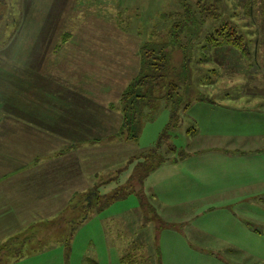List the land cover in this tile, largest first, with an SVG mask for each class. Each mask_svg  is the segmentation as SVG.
I'll return each instance as SVG.
<instances>
[{"label":"rangeland","instance_id":"1","mask_svg":"<svg viewBox=\"0 0 264 264\" xmlns=\"http://www.w3.org/2000/svg\"><path fill=\"white\" fill-rule=\"evenodd\" d=\"M184 2L191 4L195 16V0H0V264H134L132 258L141 254L146 260L140 264H264V200L251 201L245 219L242 202L229 206L218 193L205 198L209 187L216 188L228 176L239 177L240 171L226 177L218 172L223 155H194L193 165L203 159L201 166L195 165L199 175L180 163L179 171H167V176L164 167L176 165L166 161L144 185H129L134 174H144L145 150L157 145L171 120L172 104L161 99L144 110L137 142L110 141L106 146L120 128V98L139 74L140 50L147 43H170L174 79L183 96L177 106L192 103L177 110L181 123L169 133L179 151L218 146L245 135V118L257 117L238 109L253 99L248 100L246 77L264 78L262 0H256L254 16L244 0H223L221 18L201 26L180 23ZM225 21L241 30L256 61L221 47L208 52L209 61L198 62L207 35ZM189 57L193 60L186 61ZM184 61L192 68L190 76ZM257 83L262 101L264 80ZM106 96L111 98L108 106L99 105L96 100ZM200 97L229 108L204 101L210 108H201ZM45 102L52 105L46 108L52 120L46 129L24 121L36 109L44 113ZM47 131L59 136L60 145L45 142ZM99 137V148L91 150L90 143ZM72 142L91 150L84 158V178L76 186H98L103 196L125 194L101 211L90 209L84 222L82 211L59 212L65 191L78 175L75 158L70 163L57 159ZM136 155L140 158L118 171ZM158 175L159 193L166 196L162 205L148 187ZM115 177L116 183H105ZM127 185L129 190L118 188Z\"/></svg>","mask_w":264,"mask_h":264},{"label":"trees","instance_id":"2","mask_svg":"<svg viewBox=\"0 0 264 264\" xmlns=\"http://www.w3.org/2000/svg\"><path fill=\"white\" fill-rule=\"evenodd\" d=\"M256 3V0L252 2L251 0H244L243 4L248 5L247 7L249 16H254L253 7ZM222 5L223 0H195L196 11H194V16L191 12V10L193 11L191 4L184 2V12L179 13L182 18L180 23L182 25H186L188 23H200L201 26L209 19H219L222 16ZM262 6V8H264V0H262ZM197 14H200V16H197ZM171 35L173 36V33H171ZM206 39L207 42L201 46V49H203L204 53L202 57L198 59V62H200L201 64L209 61L208 52L221 47H229L235 49L242 57H245L250 61H256L257 59L255 51H251V48L246 43L241 30H238L236 26L229 24L227 21L223 22L214 32L209 33ZM140 54L141 57L139 74L131 79L121 95L120 111L122 115V123L120 129L114 135H112V138H120L121 140L137 142L140 138L139 132L141 133V123H139L141 120L140 118L146 108H151L153 105H158L159 103H161V99L166 100L169 105L172 104V107L174 108L172 111L171 120L166 126L164 132L161 133L157 145L148 150H145L147 154L146 156L144 155L146 159L143 163L144 174H138L137 178L136 173L130 179L129 185L134 184L135 187H137V185H144L145 178L150 173L157 170L163 162H176L178 158L185 156L187 152L184 150L179 151L177 149V146L170 140L169 133L172 130L176 129L181 123V116L177 114V110H187L192 104L185 102L183 107L181 105H179V107L177 106V104H179L182 100L183 96L180 95L182 91L181 85L174 79V73L176 69L172 63V49L170 47V43H158L154 45H149V43H147L141 47ZM192 60L193 57H189V59H186V61ZM186 61H184L182 67H184L186 73H188L187 75L190 76L191 72L189 71V69L191 68V66H189ZM216 71L217 70L215 69L212 70V72ZM207 79L208 75H206V77L203 79V82H206ZM199 100L204 102L209 101L212 103H218L213 100H206V98L204 97H200L199 99L197 98V101ZM175 155L178 156L173 158L172 156ZM170 156L172 158H169ZM139 158L140 156L138 157V159ZM150 158L154 159L151 165H149L148 163L150 161ZM129 185L118 186V188L125 187L121 190H129ZM89 195L91 196L89 197ZM122 197H125V194H121L118 192H114L112 196H103V194H101L98 190L97 186L94 187V189H92L90 193L75 194L73 202L69 203L65 209L60 210L59 212L66 213L67 211H74V209L78 212L82 211L85 214L82 221L84 222L88 217L90 209L93 208L96 210V212L97 210L101 211L113 200H117L119 198L122 199ZM104 199H106L105 202H103ZM153 210L156 212L155 208H153ZM138 258L139 259H136L135 257L132 258V260L135 261L134 264H138L139 262H143L146 260L145 257L142 256V254L139 255ZM160 264L162 263L160 262Z\"/></svg>","mask_w":264,"mask_h":264},{"label":"crops","instance_id":"3","mask_svg":"<svg viewBox=\"0 0 264 264\" xmlns=\"http://www.w3.org/2000/svg\"><path fill=\"white\" fill-rule=\"evenodd\" d=\"M264 72V69H262ZM255 78L258 79V81L255 80ZM264 78L262 77H254V78H250L247 76L246 77V83L244 85L250 87L251 91H248L249 93V98L248 100L252 99L251 102L244 100V102H248L246 103V105L244 106V108L242 109H238V110H242V111H247L250 113H256L257 117H255L254 119L245 118V127L243 129L244 132H246L245 135H241L240 137H236V138H232V140H230L229 138L224 140L222 142V144H219L218 146L215 145H211V146H203L201 148H198V150L196 151H186L187 153L185 154V156L178 158L176 162H171V165H176L175 168L170 167V170L168 167H164L165 171H170L173 174V170L174 169H178L179 171V164L181 163L183 166L186 167H193V172L196 175L197 174V169L195 168V165L197 163H199V161L203 162V159H200L202 157H200L199 159L195 160L194 165H193V157L194 155L197 154H207V153H216V154H221L223 155L222 160L218 161V172H223V175L226 177V175L228 174V172H239V177L238 176H228L226 178V181H224L223 183H219V186H217V184H214V186H216V188H214L212 186V184H208V186H212L213 188L209 187L210 189V195H206V197H210L211 195H213L214 193H218L219 196L222 197V199L227 198L223 201H225L229 206L230 205H235L237 204L239 201L242 202V216L243 218L246 219L245 216L249 215V209H250V202L251 201H256L257 198L260 199V201L262 202L264 200V112L262 110H264V99L261 101L260 98L261 96L256 92L257 90H259V85L257 82L263 81ZM95 81V79H92V82ZM131 81V80H130ZM251 82V84H249V82ZM74 84L69 85V87L73 88ZM90 89V86H89ZM95 89L97 90V93L100 94V92L98 90V87H95ZM248 89V90H250ZM120 90V89H119ZM117 90V92L119 91ZM102 95H104L103 93H101ZM263 95V94H262ZM93 95L89 94V97H92ZM94 97V96H93ZM91 98L92 100H94V98ZM108 96H106V99H102V100H96L99 101V105H103V106H108V103L106 102V100H111V98H107ZM105 102V103H104ZM104 103V104H103ZM111 103H113L111 101ZM201 106V108H210L209 105L204 106V102H200L199 103ZM206 104H211L214 106H225L228 107L225 104H220V103H212V102H207ZM44 108L46 109L47 107H52L51 104H48L47 102L43 103ZM52 109V108H51ZM114 109V110H113ZM113 111L115 112V107H113ZM47 109L44 113L38 111L37 109L33 112H31V118L30 120H24L25 122L28 121H32L36 124L41 125L43 128H45V124L46 123H50L52 122L51 119H49L50 117L47 115ZM200 113V111H199ZM198 113V114H199ZM49 114H52L49 111ZM26 114L24 113L23 116H25ZM22 116V117H23ZM49 117V118H48ZM117 123H119L120 121V127H121V123H122V115H121V111L119 110L117 112ZM203 119L200 116V119H196V127L198 126L197 124L199 122H201ZM234 120V119H233ZM29 123V122H28ZM46 129V128H45ZM120 128H118L119 130ZM117 129L114 130L113 135L118 131ZM50 131H47V133H45V137L46 140L45 142H54L56 143V146L59 144V142H61V140H59V136H55L51 133L50 135ZM62 139V138H60ZM99 138L97 139H93V141L95 143H90L89 148H91V150H94L95 148H99L97 147V145L99 143ZM235 139L239 140L238 144H235L234 141ZM63 141L67 142V140H69L68 138H64L62 139ZM110 141H114L113 143L115 144H120L125 140H121L120 138H112V136L109 137L108 141L106 142V146L107 148L110 145H107V143H112ZM241 141V143H240ZM58 143V144H57ZM60 145V144H59ZM67 147V151H59V155L57 159H62L63 161L67 160L68 163L72 162V159L75 158L76 161V166H78V175L74 176V178L77 177V179L73 180V184H69V187L67 191H65V197L64 200L62 201L61 204V210L65 209L67 207V205L71 202H73V198L75 196V194H85V193H90L91 192V185H86V186H82L83 188L80 187V185L76 186L77 183L80 184V182H82L83 178H84V173H85V155H89V151H91L89 149V151H85L82 150L84 149V147L82 146L81 143L78 144H74L73 142L71 143V145ZM200 151V152H199ZM121 152V151H120ZM124 152V151H123ZM219 156V155H218ZM216 157L219 158V157ZM138 157L136 156H129V158L126 160V162L124 163V165H121L120 167H118V171L121 172L123 169L127 168L129 165H131L130 163L132 162V159ZM90 162V160H89ZM202 164L199 163V166H201ZM191 167V168H192ZM91 168V164L88 165V170L90 171ZM160 167L157 169L159 170ZM156 171V170H155ZM178 171H175L176 174L178 175ZM118 172V173H119ZM174 172V173H175ZM154 171L151 173V176L153 175ZM168 172H167V176H168ZM237 175V174H236ZM160 176L158 175L156 177L157 180L152 181L150 183H148V187L149 189L152 190V193H154L153 191H156V194L158 195L156 198L158 199L157 202H162L161 205L165 202V192L162 191V195L159 193L160 191V183H158V181ZM118 177L112 178L109 181V183H113V182H117ZM204 179V178H203ZM206 179V178H205ZM78 180V181H76ZM151 180V177H150ZM164 181V179H163ZM208 180H205V182ZM105 182V183H106ZM146 183V182H144ZM108 184V183H106ZM207 183L205 185H202L204 187H206ZM79 187V190H78ZM95 187V186H94ZM93 187V188H94ZM237 189H241L242 191H238ZM212 190L216 191V192H212ZM72 191V192H71ZM253 192L252 194L250 192ZM206 194V193H205ZM155 195V194H153ZM200 195V194H199ZM90 197V195H89ZM159 197V198H158ZM198 200H202V196L199 197ZM196 201V200H195ZM202 203V201H201ZM57 208V212H58ZM156 212L159 211L158 207L155 208ZM204 210V209H203ZM60 211V210H59ZM158 213V212H157ZM235 213V212H234ZM235 216V215H234Z\"/></svg>","mask_w":264,"mask_h":264}]
</instances>
